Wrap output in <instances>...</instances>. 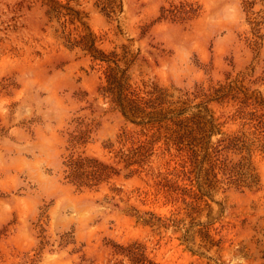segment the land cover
Masks as SVG:
<instances>
[{
    "label": "rangeland",
    "instance_id": "obj_1",
    "mask_svg": "<svg viewBox=\"0 0 264 264\" xmlns=\"http://www.w3.org/2000/svg\"><path fill=\"white\" fill-rule=\"evenodd\" d=\"M172 1L193 2L199 12L187 21L160 18ZM250 1L248 8L245 0H123L109 15L97 0H71L81 10L71 27L90 28L108 50L122 54L127 45L137 53L132 82L176 93L204 87L218 97L209 105L230 131L238 126L230 119L237 104L210 88L242 79L264 96V0ZM62 29L42 0H0V264H110L116 244L135 240L162 264H264L260 156L256 184H219L205 196L197 219L212 221L210 233L222 242L206 248L191 235L200 253L184 242L185 228H156L130 213L135 207L169 216L176 209L156 199L153 179L123 171L98 190L66 181L63 159L78 118L93 126L78 149L106 160L105 142L133 124L99 93L103 69L67 46Z\"/></svg>",
    "mask_w": 264,
    "mask_h": 264
},
{
    "label": "trees",
    "instance_id": "obj_2",
    "mask_svg": "<svg viewBox=\"0 0 264 264\" xmlns=\"http://www.w3.org/2000/svg\"><path fill=\"white\" fill-rule=\"evenodd\" d=\"M71 0H42L50 19L61 21L62 38L67 46L80 49L89 56L92 66L103 69V82L99 93L112 107L120 111L133 124L123 129L116 140L105 142L108 160L80 150L93 130L92 122L78 118L76 128L70 132L68 152L63 159L66 181L79 188L100 189L114 177L126 171V177L139 175L155 188L156 199L172 203L176 209L169 216L131 207L130 213L144 224L156 228H185L183 237L190 246L191 235H199L201 246L211 248L222 242L210 233L212 221H201L202 203L211 189L222 184L228 187H250L258 182L254 158L264 159V96L232 80L211 91L219 97L230 96L237 104L230 116L237 128L223 130L210 107L215 98L204 87L181 90L179 93L157 82H132L130 69L138 58L127 45L123 53L103 47V37L90 28L79 30L76 21L81 10L70 5ZM109 15L122 10L123 0H97ZM248 8L253 1L245 0ZM199 12L193 2H170L163 5L160 18L187 21ZM259 24V23H256ZM258 46L259 41L253 40ZM201 97L200 101L197 99ZM182 212L184 216L178 217ZM149 214V216L147 215ZM187 219H189L187 221ZM200 253V252H199ZM115 258L110 264H162L150 255L147 246L138 241L115 245ZM201 254H204L201 251Z\"/></svg>",
    "mask_w": 264,
    "mask_h": 264
}]
</instances>
